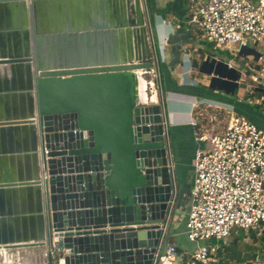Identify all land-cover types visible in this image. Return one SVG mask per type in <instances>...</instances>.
Segmentation results:
<instances>
[{
  "label": "water",
  "instance_id": "water-1",
  "mask_svg": "<svg viewBox=\"0 0 264 264\" xmlns=\"http://www.w3.org/2000/svg\"><path fill=\"white\" fill-rule=\"evenodd\" d=\"M143 8L150 26L146 0H0V136L9 139L0 154V252L158 264L180 192L164 107L141 96L139 71L146 78L157 68L160 77L140 50ZM209 60L200 71L210 88L234 95L241 75L216 86ZM16 155L26 162L21 173L6 165Z\"/></svg>",
  "mask_w": 264,
  "mask_h": 264
},
{
  "label": "built area",
  "instance_id": "built-area-1",
  "mask_svg": "<svg viewBox=\"0 0 264 264\" xmlns=\"http://www.w3.org/2000/svg\"><path fill=\"white\" fill-rule=\"evenodd\" d=\"M187 25L199 41L209 39L217 48L254 51L257 63L248 67L247 76L264 91V0H189ZM226 64L233 67L231 61ZM217 109L228 117L219 132L200 122L195 110L190 120L202 145L195 154L185 228L189 240L201 245L180 253L168 242L158 264L178 259L185 264H215L220 245L234 231L263 236L264 129L231 107ZM54 264L64 263L58 259Z\"/></svg>",
  "mask_w": 264,
  "mask_h": 264
},
{
  "label": "crops",
  "instance_id": "crops-1",
  "mask_svg": "<svg viewBox=\"0 0 264 264\" xmlns=\"http://www.w3.org/2000/svg\"><path fill=\"white\" fill-rule=\"evenodd\" d=\"M188 1L189 0H146L152 34V49L150 47L147 48V44H144L146 32L142 34L141 31H138V33L142 35V41H139L140 50L142 51L144 49L150 54L152 59L157 62L158 69L163 62V68L160 67L161 69H159V72L160 70L165 71L164 90L162 89V82L159 77L161 84L160 100L158 92L155 91L153 94L148 93V101L153 100V97L156 96L157 101H153H159L158 104L163 105L165 111L166 125L173 154L176 185L180 192L174 219L166 231V244H168V242H173L180 253L192 252L201 245L189 240L185 228L190 205L189 192L194 179L193 165L195 154L199 145H202L196 141V130L190 124L192 111L195 110L194 116H196L200 122L206 119V115L208 114L207 109L211 107H214L213 109H217L218 106L228 108L229 105H231L232 107L235 106L233 109L238 114L243 115V113L236 108L234 104L236 101L234 102L232 99L230 100L229 98L215 93L206 92L212 77L201 72L200 68L208 58H210V60L207 66L215 65V63L211 64L213 60H211L210 56L205 55L204 47L206 46L203 44V40L199 41L192 32V29L187 25ZM144 25L146 29V22H144ZM223 62L229 63V61ZM226 68L239 74V70H236L234 67L230 68L227 66ZM212 71L215 72V69ZM148 82L149 88L154 85L153 81ZM238 82L240 87V79ZM237 99L240 101V96L237 95ZM198 104H200L199 108L196 107ZM209 118L211 120L214 119L215 116L213 117V115H211ZM8 141L9 139L7 136H0V154H2L4 158L6 157L4 155L5 152L8 151ZM15 147L21 154V151L24 149V141L22 138L19 137V140L15 143ZM6 161L7 168H10V170L13 169L15 172L21 173V171L23 172L26 168L23 155H16L12 164L8 159ZM14 205L18 213L23 211L24 201L20 192L15 194ZM16 227L18 229L22 227L20 220ZM239 232L241 233V231H234L232 235L221 244L223 247H220V251L215 259V264H246L251 262L256 264L254 263L255 261H257L258 264V261L262 258L259 247L263 246L264 236H258L255 233L245 234L246 238L249 237L246 241L253 243L254 249L246 248L240 250V242L235 238ZM27 251H37V253H40L42 264H54L57 261V255H49L46 248H32ZM174 264L185 263L181 261V259H178Z\"/></svg>",
  "mask_w": 264,
  "mask_h": 264
},
{
  "label": "rangeland",
  "instance_id": "rangeland-1",
  "mask_svg": "<svg viewBox=\"0 0 264 264\" xmlns=\"http://www.w3.org/2000/svg\"><path fill=\"white\" fill-rule=\"evenodd\" d=\"M142 11H143L144 22H146L145 32H146L147 48L150 47L152 49L153 48L152 40H151L152 34H151L150 26L148 23L147 12L144 8L142 9ZM203 44L206 46L204 47L205 48L204 53L206 56H210L211 60L217 59L218 61H222V62L231 61L233 67L236 70L242 71L244 73L240 78V83H241L240 87L236 90V93L234 95L227 94L226 92H223V91H216L210 88L211 80L209 82V88L206 90V92H211L212 94L215 93L217 95L229 98L230 100L232 99L234 102L236 101L234 103L236 105V108L240 112H242L244 116L248 117L253 123H255L260 128L264 129V91L257 89L256 85L247 76L248 73L251 72L248 67H252L253 65H255V63H257L255 56L254 55H240L239 50L237 51L236 48L234 50L217 48L215 44L209 39H204ZM253 49L255 51H259L257 47H253ZM162 63H161L162 66L160 65L161 68H163ZM160 67L159 69H161ZM206 69L207 70L215 69L214 73L217 72V76L219 79L216 82V86L218 85L222 86L221 84L223 82L229 84L231 81H235V79L238 77L237 72L232 71L227 68L226 69L220 68L219 64L217 63H215V65H212V66H207ZM156 70L157 68L154 71H151L150 73H148L146 77L148 81L154 82L153 86H150V88L148 87L147 92L149 94H153L155 91L158 92L159 100H160V93H161L160 79L162 82V89L164 90L165 89V71L160 70V79H159ZM237 95L240 96V101H238ZM229 107H232V106L229 105ZM213 108L214 107L207 109L208 114L206 115V119L202 121L204 124L209 125L210 128H214L217 132H219L226 125L228 121V117L226 116L223 109H213ZM232 108H235V106H233ZM211 115H213V117L215 116V119L210 120L209 117ZM245 234L247 233L239 232V234H237L235 237L240 242V245H241L240 250L246 249V248L254 249V244L246 241L247 239H249V237L246 238ZM249 234H252V232ZM263 236H264V233H263ZM262 245L263 246L259 247V252L262 255V258L260 259V261H258V264H264V243ZM220 247L222 248L223 245H220ZM31 249L32 248L21 249V250H11L10 254L13 255L14 264H42L41 254L37 253V251H27ZM3 261L4 260L2 256H0V264H3ZM254 263L257 264V261H255ZM246 264H253V263L251 262V263H246Z\"/></svg>",
  "mask_w": 264,
  "mask_h": 264
},
{
  "label": "bare ground",
  "instance_id": "bare-ground-1",
  "mask_svg": "<svg viewBox=\"0 0 264 264\" xmlns=\"http://www.w3.org/2000/svg\"><path fill=\"white\" fill-rule=\"evenodd\" d=\"M142 73H143L142 71H139V76L141 79V96H142L143 101H148L149 95H148L147 90L149 87V83H148L147 79L145 77H143V75H140ZM153 100L157 101V97L154 96ZM153 100H150V101H153ZM150 101H148V102H150ZM10 252L11 251H9V250H5V251L0 252V256H2V258L4 260L3 264H14L13 255H11ZM62 263H64L63 260H62Z\"/></svg>",
  "mask_w": 264,
  "mask_h": 264
},
{
  "label": "flooded vegetation",
  "instance_id": "flooded-vegetation-1",
  "mask_svg": "<svg viewBox=\"0 0 264 264\" xmlns=\"http://www.w3.org/2000/svg\"><path fill=\"white\" fill-rule=\"evenodd\" d=\"M219 67L220 68H225L226 69V67L225 66H223V65H219ZM220 84V83H219ZM222 85V87H224V88H230L231 87V84L229 83H222L221 84Z\"/></svg>",
  "mask_w": 264,
  "mask_h": 264
}]
</instances>
